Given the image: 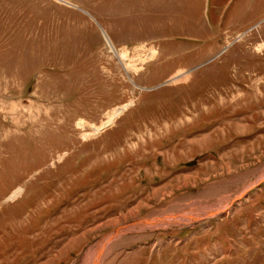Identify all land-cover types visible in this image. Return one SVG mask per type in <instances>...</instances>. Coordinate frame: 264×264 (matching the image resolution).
<instances>
[{"label": "rangeland", "instance_id": "obj_1", "mask_svg": "<svg viewBox=\"0 0 264 264\" xmlns=\"http://www.w3.org/2000/svg\"><path fill=\"white\" fill-rule=\"evenodd\" d=\"M188 3L0 0V264H264V0Z\"/></svg>", "mask_w": 264, "mask_h": 264}, {"label": "bare ground", "instance_id": "obj_2", "mask_svg": "<svg viewBox=\"0 0 264 264\" xmlns=\"http://www.w3.org/2000/svg\"><path fill=\"white\" fill-rule=\"evenodd\" d=\"M105 35V34H104ZM106 37V36H105ZM109 39V37L107 38ZM110 42V46H111V49L115 52H116V49H115V46L112 44L111 40H109ZM108 42V41H107ZM154 55V54H153ZM183 76V74H178V75H175L172 77V79H170L171 81H178L180 80V78ZM127 108V105H124L122 107H119L117 109H115L114 111L110 112L108 114V119L107 121H105L103 123V125L101 127H106L110 124H112L115 119L118 117V115L124 110ZM20 193V189H17L13 192V195L10 196V198H13L15 196H18V194ZM233 200V199H232ZM230 201V200H229ZM232 203V201L230 202V204ZM226 204H229L228 203V200L226 202ZM229 204V205H230ZM228 205V206H229ZM227 206V207H228ZM223 207V206H222ZM226 207V208H227ZM220 208V207H219ZM224 210H225V207H224ZM221 210L218 209V210H207V211H203V213L201 214H193V213H186V214H178V215H169V216H166V217H162V218H158V219H148V220H144L142 222H140L139 224L141 225H154V224H158V223H166V222H169L170 219L172 220H178V217L179 218H188L190 220H195V219H198L202 216H211V215H215V214H218L220 213ZM184 220V219H183ZM187 220V219H186ZM136 225V224H135ZM144 227V226H143ZM131 228V227H130ZM118 230H116L117 232ZM114 235H112L109 239H112ZM108 243V242H107ZM106 245V242H103L97 249L95 255H94V258H93V261H92V264H100V259H101V256H102V253L104 251V247Z\"/></svg>", "mask_w": 264, "mask_h": 264}, {"label": "crops", "instance_id": "obj_3", "mask_svg": "<svg viewBox=\"0 0 264 264\" xmlns=\"http://www.w3.org/2000/svg\"><path fill=\"white\" fill-rule=\"evenodd\" d=\"M195 3H199V0L198 1H195V0H189V3L188 4H186L187 5V7H188V13H189V15H188V19L189 20H191V18H192V16H197V15H195L194 13L192 14V12H193V10H192V7H193V5H195ZM195 10V9H194ZM176 17V16H175ZM179 18V17H178ZM188 19H187V22H189L188 21ZM198 19V18H197ZM174 20H176V19H174ZM190 26V23L188 24V27ZM104 34H106L105 32H104ZM106 37L108 38V36H107V34H106ZM110 39V38H109ZM112 42V41H111ZM179 68H184L183 66H179L177 69H179ZM240 68H242V67H240ZM176 69V70H177ZM185 69V68H184ZM175 70V71H176ZM187 70V69H186ZM174 71V72H175ZM189 71V70H188ZM190 72V71H189ZM173 73V72H172ZM171 73V74H172ZM170 74V75H171ZM175 76V75H174ZM190 76H191V73H190ZM189 78H191V77H189ZM189 81V79L188 80H186L185 82H188ZM183 83V82H182Z\"/></svg>", "mask_w": 264, "mask_h": 264}]
</instances>
